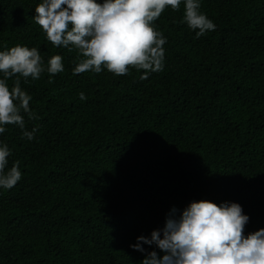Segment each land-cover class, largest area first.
<instances>
[{"label":"trees","instance_id":"obj_1","mask_svg":"<svg viewBox=\"0 0 264 264\" xmlns=\"http://www.w3.org/2000/svg\"><path fill=\"white\" fill-rule=\"evenodd\" d=\"M40 2L0 0V52L36 47L45 67L54 55L64 65L21 78L34 139L16 125L0 134L22 174L0 188V264H141L163 253L130 245L193 201L238 203L245 236L264 229V0H199L216 25L200 38L182 23L184 0L166 7L153 25L167 40L164 69L143 80L131 67L74 75L76 51L33 19Z\"/></svg>","mask_w":264,"mask_h":264},{"label":"clouds","instance_id":"obj_2","mask_svg":"<svg viewBox=\"0 0 264 264\" xmlns=\"http://www.w3.org/2000/svg\"><path fill=\"white\" fill-rule=\"evenodd\" d=\"M181 0H41L33 17L46 39L56 47L77 53L73 74H128L129 67L143 70L141 79L164 69L167 43L156 21L166 7L179 11ZM199 0H184L182 23L196 31V37L215 31L216 25L200 11ZM198 30V31H197ZM61 55H54L45 67L40 51L17 44L0 52V134L4 126L16 125L23 138L32 140L38 127L26 130L24 117H39L30 109L32 97L21 88V78L40 79L45 71L55 76L64 71ZM13 80L11 89L7 81ZM49 82H52L49 80ZM79 98L85 100L83 92ZM11 152L0 143V188L10 190L21 179L19 161L8 168ZM173 208L164 227L150 238L140 236L130 245L145 253L142 245H155L162 253L147 252L141 264H264V229L244 234L249 217L238 203L219 205L207 200L191 202L177 217Z\"/></svg>","mask_w":264,"mask_h":264}]
</instances>
